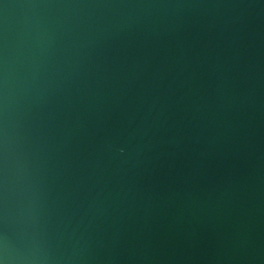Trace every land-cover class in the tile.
I'll return each mask as SVG.
<instances>
[{
    "label": "water",
    "instance_id": "1",
    "mask_svg": "<svg viewBox=\"0 0 264 264\" xmlns=\"http://www.w3.org/2000/svg\"><path fill=\"white\" fill-rule=\"evenodd\" d=\"M0 264H264V0H0Z\"/></svg>",
    "mask_w": 264,
    "mask_h": 264
}]
</instances>
